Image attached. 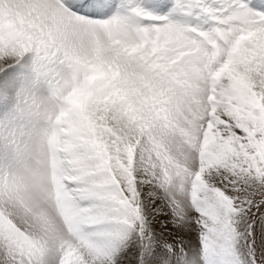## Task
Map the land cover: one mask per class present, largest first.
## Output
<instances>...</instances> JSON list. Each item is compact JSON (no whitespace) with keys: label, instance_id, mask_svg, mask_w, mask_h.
I'll return each instance as SVG.
<instances>
[{"label":"snow or ice","instance_id":"1","mask_svg":"<svg viewBox=\"0 0 264 264\" xmlns=\"http://www.w3.org/2000/svg\"><path fill=\"white\" fill-rule=\"evenodd\" d=\"M0 264H264V0H0Z\"/></svg>","mask_w":264,"mask_h":264}]
</instances>
